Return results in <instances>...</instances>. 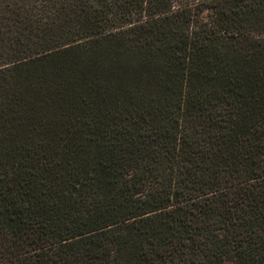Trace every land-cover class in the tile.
<instances>
[{
  "label": "trees",
  "instance_id": "16d2710c",
  "mask_svg": "<svg viewBox=\"0 0 264 264\" xmlns=\"http://www.w3.org/2000/svg\"><path fill=\"white\" fill-rule=\"evenodd\" d=\"M0 264H264V0H0Z\"/></svg>",
  "mask_w": 264,
  "mask_h": 264
},
{
  "label": "rangeland",
  "instance_id": "374dc122",
  "mask_svg": "<svg viewBox=\"0 0 264 264\" xmlns=\"http://www.w3.org/2000/svg\"><path fill=\"white\" fill-rule=\"evenodd\" d=\"M55 3H56V4H59V3H60V1H56ZM203 15H204V14H203Z\"/></svg>",
  "mask_w": 264,
  "mask_h": 264
}]
</instances>
